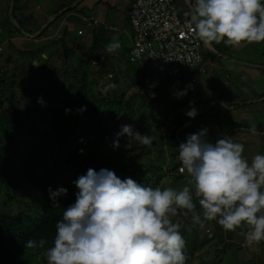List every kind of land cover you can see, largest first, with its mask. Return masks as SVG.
<instances>
[{
  "label": "clouds",
  "instance_id": "9594fccd",
  "mask_svg": "<svg viewBox=\"0 0 264 264\" xmlns=\"http://www.w3.org/2000/svg\"><path fill=\"white\" fill-rule=\"evenodd\" d=\"M189 1L191 10H185L190 11L187 15L204 52L200 71L208 68L205 61L211 53L209 45L239 47L264 42V0H194L193 5ZM105 47L112 53L121 44L113 41ZM40 65L33 63L37 68ZM108 87L115 89L117 85ZM174 95L182 98L187 89ZM218 101L223 100L217 99L209 107L213 109ZM39 102L43 104V100ZM197 114L195 107L186 112L193 120ZM248 131L258 134L256 123H251ZM122 135L128 137L127 147L139 144L152 148L155 140L131 125H121L117 136ZM207 135V129H203L183 136L179 142L178 159L182 164L178 173L190 178L179 190L145 186L131 177L121 179L107 168L98 172L89 168L86 175L74 181L79 189L76 200L57 221L52 246L45 249V238L28 239L25 249H45L47 264H186V240L181 229L190 232L209 221L215 230L206 233L211 239H201L204 246L207 242L216 244L225 232L226 241H240L248 254L253 253L248 244L256 250L254 242L264 241V155L256 154L249 161L242 143L230 136L212 143ZM114 146L118 148L119 142ZM67 191L63 187L55 192L49 189L53 207H60L57 198Z\"/></svg>",
  "mask_w": 264,
  "mask_h": 264
},
{
  "label": "trees",
  "instance_id": "16d2710c",
  "mask_svg": "<svg viewBox=\"0 0 264 264\" xmlns=\"http://www.w3.org/2000/svg\"><path fill=\"white\" fill-rule=\"evenodd\" d=\"M19 1L20 0L15 1L13 13L17 21L22 25V21L29 19L30 15L24 16V18H19L17 16V9H22L23 7L18 5ZM64 1L66 3H64ZM74 1L75 0H60L57 9L53 13H57L71 5ZM101 2H103V0H79L74 6L60 13L55 19L66 18L67 14L69 16L71 13L72 16H76L79 19L81 18V20H87V22L93 24L96 19L92 15ZM105 3H109L110 9L114 7V5L108 1H105ZM0 6L4 7L3 3L0 4ZM11 6L10 0L7 2V20H9L8 23L11 24V26L13 25V27H16L9 15ZM130 9L131 7H129L127 12L129 24ZM49 27L50 26H48V28ZM100 28L102 31L93 32V36H90L92 37V42L89 50L85 51L84 56L85 58L88 57V62L94 60L98 63L103 62V64H106L108 59L110 60L111 58L107 52L104 51L106 48L105 45L108 43L109 39L105 38L106 29L104 27ZM14 31L16 30L14 29ZM17 32L20 33L18 30ZM45 33L46 31H43L39 36L44 37L46 35ZM28 34L32 35L33 33L28 31ZM54 38L55 35H50L49 39H52L50 43L55 42ZM4 41L6 42L7 39H4ZM115 41H118V39H115ZM45 44L44 46L47 48L49 43ZM260 45H263L264 49V42ZM43 48V46L39 47L41 50ZM45 52L42 54L45 56V59L49 60L50 56H46ZM19 53L24 55L23 50H20ZM26 54L28 53L26 52ZM77 54H80V52L75 53V55L80 58ZM60 58V63L64 60H71V62L66 65L73 66L74 70L77 68L78 58L68 57L67 54L65 57V52L59 55V59ZM74 60L75 63L72 62ZM258 64H261V62ZM145 66L146 65L143 63H140V65H136L135 69H131L130 67L129 74L133 80L131 86L137 87V85L141 86L147 84L146 93H158V97H153V100L160 98V100L167 101L169 99L175 107L171 113L173 118L168 124L169 129L164 131L166 134L170 135L171 144L168 145L169 150L166 152L167 154H163V152L165 153L163 148L164 144L156 140H154L152 148L139 144L127 147V135L117 136V133L121 132V125H131L135 131L140 125L138 119H133L130 115V110L134 108L130 104L133 95L129 94V96H127V94L123 92L127 88H120V85H117L120 81V74L114 70L112 65L109 66L106 64V66H100L97 72L90 74L91 84L98 85L101 79H103L104 74L115 71V73L112 72L114 77L109 78L111 79L110 84H116L120 88L118 90L121 92H117V90H115L116 88H109L107 90L108 94H111L110 91L112 90L114 95L113 98L108 97L107 99L105 98L106 94H104L102 90L98 92V97L94 98L89 94L90 89H87L84 83H82L83 80L80 81L78 79L75 81L74 77H72V79H68L69 83H67L68 80L66 75H57L58 70L56 66L50 65L49 63H41L40 67L43 69L46 77V87L49 89L48 92H45V86L43 90L40 88L42 91L40 94L41 97L46 98L49 104V108L44 112L41 111V108H38V101L33 98L32 93L29 92L28 89H23L21 92L22 96L18 98L13 90L17 82L14 79H5L3 75H0V264H31L29 255L33 253L40 256L38 264H47L44 252L47 247L52 246L56 223L58 220L62 219L64 210L75 202L76 193L79 191L74 181L81 175H86L89 168L95 169L98 172L102 168L111 166L113 169L117 170V176L121 179L131 177L145 186H148L147 180L151 178L152 187L154 188L160 187L163 189L171 187L179 190L188 183V175L178 173V167L182 162L178 159L179 150H177V147L179 146V140L174 134L184 125L192 121L193 118L186 115L187 111L184 110L185 107L179 112V103H176L175 99L171 100L168 94H166L169 88H171L172 83H168V85L158 90L161 87L160 83L152 82L155 76H160L158 75L160 73L167 74V72L152 69L155 74L153 75L147 72ZM34 69L33 64L29 63L25 75L22 76V79L26 81V85L30 88L35 85L34 77L36 72ZM128 70L129 69H126L123 74H127ZM199 72L205 73L207 70L196 71L193 72V74L196 75L195 73ZM13 76H15V74ZM226 76L229 77L230 74ZM53 78H57V80ZM185 79L177 82V85L181 87L180 90H183L182 85ZM19 82L20 81H18V83ZM224 82L225 85L228 84V87L231 86L228 81ZM110 84H108V86ZM141 88L142 90L145 89L143 86ZM215 92H217L218 95L216 99H229L231 106L237 103L231 101L229 97L230 94H228L226 90L222 91V89L218 90L217 88ZM175 98L177 97L175 96ZM184 98L190 99L192 102H198V97L193 99L190 93H187ZM122 101H124V103H122ZM204 102L207 103V100H204ZM33 104L34 107H32ZM50 105L52 106L51 108ZM183 105H185V102H183ZM85 107V111H80V109ZM66 109H70L71 111L66 112ZM114 111L117 115L113 118L114 122L112 125L102 128L104 120ZM228 112L229 111L225 109L224 114L218 113L217 116L220 119L223 117L225 121L226 119H233L230 115H225ZM34 113L38 115V120L48 122V129L42 131L36 128L37 120L34 119ZM23 116L24 118H22ZM83 116L93 119L89 129H80ZM205 119H207V117L202 118L200 121L196 116L195 119L187 125L186 131L193 130L197 133L200 130L207 129V136H210V129L208 128L210 124H203ZM226 125H228V123H226ZM262 128L259 126L257 131L263 132L264 128ZM29 131L31 133L30 135ZM181 132L182 131H180V133ZM96 133H98L96 139L99 140V143L92 151H88L90 142L87 141V138ZM147 133H149L147 130L141 132L142 135ZM158 133H155L154 136L156 137ZM2 134L7 135L4 136ZM223 135H225V129ZM261 137L264 138V134H262ZM56 138H59L61 142L66 145L65 159L62 161L59 156H57L53 162L49 164V162H47V154L52 152L53 140ZM117 141L119 142L118 148L114 146ZM240 141L243 142L242 144L244 145V156L251 155L252 150L249 149L250 146L244 142L245 140ZM151 152H154L160 157L159 161L162 162V164L152 162L148 165L139 161L142 156H148ZM248 159L250 160V158ZM163 164H169L168 168L164 166L165 170H162ZM66 170H74L77 175L75 176L74 174L68 177V182L63 184L60 178L63 171ZM150 173H152V175H150ZM61 187L68 190L67 194L57 198L60 207H53L49 189L55 192ZM3 188L4 190H1ZM29 193L40 195L41 201L38 203L40 198L36 197L28 198ZM1 196L7 199H3ZM21 196L23 198H20ZM10 200L18 201L24 205V208L20 205L16 211L8 212L9 210H5V208H7ZM197 208L199 210L198 202ZM189 222L190 221L187 220L185 221L186 224H189ZM206 223H209V221H206ZM197 227L198 226L192 228L190 232L184 228L181 229L182 235L186 240V264H192L193 258L190 257V255L194 254V258H197L198 254L203 251L202 247H204V243L201 239L198 240ZM204 236L207 239H211L208 234ZM40 238H45L48 241L45 249H25L24 245L28 239L39 240ZM243 238L246 237L243 236ZM254 243L262 245V242ZM240 258L239 256V259ZM259 264H264V261L260 260Z\"/></svg>",
  "mask_w": 264,
  "mask_h": 264
},
{
  "label": "rangeland",
  "instance_id": "374dc122",
  "mask_svg": "<svg viewBox=\"0 0 264 264\" xmlns=\"http://www.w3.org/2000/svg\"><path fill=\"white\" fill-rule=\"evenodd\" d=\"M8 1L10 0H0V4L3 3L4 6H0V75H3L5 79H14L17 82V84L14 85L13 90L14 93L18 96V98L22 96L21 92L23 89H28V91L32 93L33 98L38 101V108H41V111L44 112L47 108H49L47 99L42 98L40 95L42 93L40 88H42L43 90L44 86L45 92L49 91V89L46 87V77L44 75L43 69L40 67L41 65L38 68L34 66V71L36 72V74L34 77L35 85H33L32 88L28 87L26 85V81L22 79V76L26 73L28 64H33L34 62H38L40 64L49 63L50 65L56 66V69L58 70L57 75H66L67 80L70 78L72 79V77H74L75 81H77L78 79L80 81L83 80L82 83H84L87 89H90L89 94L94 98L98 97V92L100 90H102L104 94H106L105 98H113V91H110L111 94H108L107 92V90L109 89L108 84L111 83V79H109L107 73L103 75V79H101L98 85H92L90 78V74L97 72L100 66H106V64L109 66L112 65L114 67V70L120 74V81L117 85H120V88H127L125 91H123L127 94V96H129V94L133 95L130 104L134 108L130 110V115L133 119H138L139 121L140 126L137 128L136 131L141 133L143 130H147L150 133L147 134L151 136H154L155 133L159 132L156 137L154 136L155 140L159 143L164 144L163 148L165 150V153L163 152V154H167L166 152H168L169 150L168 145L171 144L170 135L166 134L164 131H167V129H169L168 124L173 118L171 116V113L175 108L174 105L172 104V102L169 101V99L167 101L160 100V98H156V100H153V97H156L158 93H146V88L148 87L147 84L141 86L137 85V87L131 86L133 80L131 79V75L129 74L130 67L131 69H135L136 65H140V63H143L144 65H146L145 67L147 72L155 75L154 71L152 70V68H150L147 62L145 63L144 61H140L134 63L133 61L128 59V56L125 55L123 51L119 53L117 52L118 56H113L115 52L110 53L106 50V48L104 49V51H106L107 54L111 55L110 60L108 59L106 64H103V62L98 63L94 60L88 62V57L85 58L84 53L85 51L89 50L91 41L89 40L88 42V38H86V36L93 31L95 23L88 25L85 29L82 25L81 18L79 19L76 16L69 15L67 17V23L69 25H67L63 24L61 22V19H55V17H57L55 15L56 13H51L47 15L48 12H54L57 9L60 0H20L18 2V5L23 7L22 9H17V16L19 18H24V16L30 15V17L26 21L23 20L21 25L18 21L14 19L15 15L13 17L9 10L10 19L16 26L13 27V25L11 26V24L8 23L9 20H7ZM178 1L180 5V0ZM64 3L66 2L64 1ZM124 3L125 1H122V4ZM127 3L130 7V2L127 1ZM110 12L111 14H114L115 10H112ZM110 12L108 15V20L106 23L103 24V27L108 28L109 25L113 26V24H117V26L120 28H128L129 22H127L125 18V11L119 12L120 17H113V15H110ZM55 23L56 25H54ZM48 26L50 27L48 28ZM14 29L16 31H14ZM17 30L20 31V33L17 32ZM112 30L118 34V37L120 39L123 38L125 44H128L129 41H131L129 37V34L131 32V26L130 31L126 34L121 31V29ZM28 31H31L33 33L32 35H37V37L30 36L28 34ZM43 31H46V35L44 37L39 36L40 33ZM52 32H55L52 35L56 36L57 34L58 39L55 42L49 43V46L46 48L44 45H46L45 43L49 42V37ZM4 39H7V41L5 42ZM40 46H43L44 48L41 50L39 49ZM20 50H23L24 55H21L19 53ZM26 52L28 54H26ZM43 52H45L46 56H50L49 60L45 59V56L42 54ZM62 52H65V57L67 54L68 57L75 58H78L75 53L80 52V54H77L80 57L78 58V65L76 68L77 71L76 69L74 70L73 66L66 65L71 62V60H64L62 63H60L62 57L59 59V55H61ZM263 52V45H260V43H243L239 47L225 45V59L222 56H216L214 59H216V62L219 67L210 68L211 73L217 74V76L222 77L225 81H228L230 83V87H228V84L225 85V90L228 92V94H230V99L233 100V98L237 95L242 98L237 101L233 109L227 108L229 112L225 115H230V117L233 119H226L225 121L222 117V119L219 118V122L221 123L222 127H225V136L232 137L234 142L243 143L235 138L241 134L247 135L244 142H246L250 146L249 149L253 151V154L246 156L248 158H251L256 154L264 155V138L261 137V135L264 134V131H257L258 134L253 135L250 134V132L248 131L249 127H247L254 122L257 125V129L259 126L260 128H264V69L260 70L258 68V63L264 62ZM226 55H228V57H226ZM231 55H233L234 58ZM247 56H250L252 60H254L255 64L257 65V68L254 71H251L250 73L244 74L238 69L239 65L233 64L232 60H235L238 63H243L239 60V58H246ZM235 57L239 58L235 59ZM72 62L75 63V60ZM222 63H224L225 65ZM126 69L129 70L128 73L124 75L123 73H125ZM115 71L111 72L115 73ZM14 74L15 76H13ZM227 74H230V76L227 77ZM158 75L160 76H155L154 78V81H158L161 85L158 90L168 85V83L175 84L171 86V88H169L166 94H168L171 100L175 99V102L179 103V112L184 107L185 111H189L191 107H195L196 109L198 108L196 106V102H192L190 99L184 98L185 96H183L182 98H175L174 95V93L176 92L184 91L183 88V90H180V87L177 85V82H180V80H184L185 78H189L191 82L195 84L197 82V76H195L188 70H177L174 74L166 75L165 73H160ZM237 76H240V78L237 79ZM53 79L57 80V78ZM18 81L20 82L18 83ZM67 83H69V80ZM118 86L115 90H117V92H121L120 90H118L120 89ZM142 86L145 89L142 90ZM221 86L222 85H219L217 87L218 90H221ZM197 87L198 86H195V88ZM131 88H133L134 90ZM196 95L198 97L197 100H199V89L196 93L192 95V98L195 99ZM40 100H43V104L39 102ZM183 102H185V105H183ZM122 103H124V101H122ZM218 105L219 107H223L222 104ZM218 105H216L215 107H218ZM32 107H34V104L32 105ZM51 107L52 106L50 105V108ZM116 115L117 113L115 111L110 113L108 117L104 120L102 128L111 126L114 122L113 118ZM22 118H24V116ZM34 119L37 120L36 128H39L42 131H45L49 128L48 122H42L38 120V115L35 113ZM81 121L82 123L80 129H89V127L92 125L93 119L87 116H83ZM226 123H228V125H226ZM180 131H182V136L185 135L182 128H180L178 131L175 132L174 136L179 140L180 143H182V141L178 137ZM194 133V131H190L187 133V135ZM30 134L31 133L29 131V135ZM97 134L98 133L87 138V141L90 142L88 151H92L94 147L99 143V140L96 139ZM2 135L6 136L7 134ZM52 149V152H49L47 154V162L51 164L57 156H59V158L64 161L66 145L62 143L59 138L53 140ZM159 159L160 157L158 155H156L154 152H151L148 156H142L139 161L141 163L144 162L148 165L152 162H155L156 164H162ZM164 166L168 168L169 164H163L162 170H165ZM105 168L112 170L117 174V170L113 169L111 166ZM74 174V170L63 171V173L61 174L60 181L63 184L67 183L68 177ZM76 175L77 174H75V176ZM150 175H152V173H150ZM149 180H147L148 186L152 187L151 178H149ZM1 190H4V188ZM22 196L20 198H23ZM33 197L40 198L38 200V203L41 201L40 195L36 193L28 194V198ZM2 198L7 199L5 197ZM20 205L24 208V205L19 203L18 201L10 200L7 206L8 209L5 208V210H9L8 212H13L16 211L20 207ZM197 230L199 240L204 238V235H206V233H213L215 230V226L211 223L205 222L204 226H198ZM225 236V232H223V236L219 237L216 244L213 242H207L206 245L202 247L203 251L198 254L197 258H194V254L190 255V257L193 258L192 264H259L260 260L264 261V241H261L262 245H258L256 247V250H253L252 245L248 244V250L253 251V253L248 254L246 248L241 246L240 241L228 242L226 241ZM239 256L241 257L240 259ZM39 259L40 256H37L35 253L29 255V261L31 264H38Z\"/></svg>",
  "mask_w": 264,
  "mask_h": 264
},
{
  "label": "built area",
  "instance_id": "2783aa9c",
  "mask_svg": "<svg viewBox=\"0 0 264 264\" xmlns=\"http://www.w3.org/2000/svg\"><path fill=\"white\" fill-rule=\"evenodd\" d=\"M126 1L131 7L129 60L147 62L153 70L168 74L177 70L200 71L204 52L187 15L189 10L181 12L178 0ZM108 77L114 74L110 72Z\"/></svg>",
  "mask_w": 264,
  "mask_h": 264
},
{
  "label": "crops",
  "instance_id": "0c3cea01",
  "mask_svg": "<svg viewBox=\"0 0 264 264\" xmlns=\"http://www.w3.org/2000/svg\"><path fill=\"white\" fill-rule=\"evenodd\" d=\"M105 1H108V2L112 3L114 5V7L110 9L109 3H105ZM105 1L103 0V2H101L98 5L97 9H95V11H94V13L92 15L93 17H95L96 20L94 21V23H95V25L93 27L94 29L92 28L93 31L91 33H89V35L86 36V38H88L87 39L88 42H89V40L92 42V37H90V36H93V32L102 31V29L98 28V27H103V24L107 22L108 15H109L110 11L115 10L114 14H111V12H110V15L111 16L113 15V17H120L119 12L120 11H125V18H126V20L128 22V13L127 12H128L129 4L127 3L126 0H105ZM122 1H125V3L122 4ZM193 4H194V0H192V5ZM191 7H192L191 6V1H189V0H180L179 8H180L181 11H183L185 9L191 10ZM51 13H53V12H48L47 15H49ZM70 15H71V13H70ZM80 16H82V15H80ZM81 21H82V25H83V27L85 29L87 28L88 25H91V23L87 22V20H81ZM61 22L63 24L69 25L67 23V18H65V20H61ZM54 25H56V23ZM79 27H80V25H79ZM104 28L106 29L105 38L109 39V41H108V43H106V45L109 44L110 42L115 41V39H118V41L121 44V47L117 51H115L113 56H118V53L121 52V51H123L125 53V55H127L128 51L130 50V46H131L130 42L131 41H129L128 44H125V41L123 40V38L120 39L118 37V34L115 31H113L112 29H115V30L121 29V31H123L126 34V33H128L130 31L129 23H128V28H120V27L117 26V24H113V26L109 25L108 28H106V27H104ZM54 33L55 32H52L50 35H52ZM129 37L131 39V35L130 34H129ZM112 38H114V39H112ZM57 39H58V36L56 34V36L54 38V41H56ZM51 40L52 39H49L48 43H50ZM261 43H263V42H261ZM209 48L211 49V53H209V57H207L206 61H205V64L208 66L207 72H205V73L199 72L198 74H196L197 75V82L195 84H193L189 78L185 79L186 81L183 82L182 88L184 90L187 89V93H190L192 95L194 93H196L198 89L200 90L199 100H198V102H196V106L198 107L197 108L198 114L196 116H197V119H200V121H201L202 118L207 117V119H205L203 121V124H210L208 126V128L210 129V136H207V139L210 142L215 143L217 139L223 138L225 136V135H223V131H224L225 127H222L221 123L219 122V118H218L217 114L218 113L224 114L225 113V109L229 108L227 104L228 103L230 104V102H229V99L223 98L222 99L223 101H218L220 104L223 105L222 108L218 106V107H213V109H211L209 107L212 104V102H217L216 98H218V95H217V92H215V89H217L215 87H218L219 85H222L221 89H222V91H225V82H224L225 80L222 77L217 76V74H214V73L210 72V68L219 67L217 62H216V59H214V58L216 56H222L223 58L225 57V44H223V43L218 44V45L217 44H212V45H209ZM203 50L205 52H208L207 51V45L203 44ZM218 51H220L222 54L218 55V53H217ZM108 55H109V57H111L110 54H108ZM113 56H112V58H113ZM231 56L233 57V55H231ZM238 58L239 57H235V59H238ZM239 60L241 62H243V63H238L235 60H232V63L233 64H238L239 65L238 69L240 70V72H242L244 74L250 73L251 71H254L257 68V65L254 64L255 62H254V60H252V58L250 56L249 57L247 56L246 58H239ZM263 60H264V58H263ZM224 63H222V64H224ZM248 64H250L251 66L248 65ZM261 64H264V63L261 62ZM261 64H259L258 68L260 70H263L264 69V67H263L264 65L262 66ZM236 78L238 79V78H240V76H237ZM152 82L153 83L154 82L158 83V81H154V80ZM173 85H175V84H172V86ZM189 85H191L190 88L188 87ZM195 86H198V87L195 88ZM180 89H181V87H180ZM196 97H197V95H196ZM239 99H242V98L239 97V95H237V96H235L233 98V100L231 99V101L236 103ZM204 100H207V103L204 102ZM204 103H206V104H204ZM233 106H235V105H232V107ZM208 107H209V109H207ZM198 116H200V117H198ZM187 131H183L185 133L184 136H186V137L188 136L186 134ZM178 137L180 138V140L184 139V137L181 135V133H180V135ZM246 137H247L246 134H241V135L237 136L235 139L245 140ZM251 154H253V151H252ZM251 158H250V160H251Z\"/></svg>",
  "mask_w": 264,
  "mask_h": 264
},
{
  "label": "water",
  "instance_id": "95a60500",
  "mask_svg": "<svg viewBox=\"0 0 264 264\" xmlns=\"http://www.w3.org/2000/svg\"><path fill=\"white\" fill-rule=\"evenodd\" d=\"M15 1H16V0H12V1H11L12 6H11V8H10V12H11V14L13 15V17H14V13H13V5H14ZM78 1H79V0H76L72 5H70L69 7H66L65 9H63V10H61L60 12L56 13L55 15L57 16V15H59L60 13H62L63 11L67 10L68 8L74 6ZM55 15H54V16H55ZM54 16H53V17H54ZM53 17H52V18H53ZM30 36H32V37H36L37 35H30Z\"/></svg>",
  "mask_w": 264,
  "mask_h": 264
}]
</instances>
